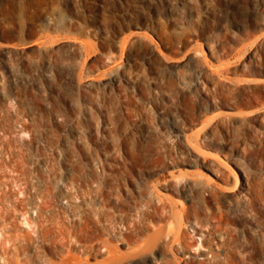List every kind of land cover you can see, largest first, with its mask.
<instances>
[{
	"label": "rangeland",
	"instance_id": "rangeland-1",
	"mask_svg": "<svg viewBox=\"0 0 264 264\" xmlns=\"http://www.w3.org/2000/svg\"><path fill=\"white\" fill-rule=\"evenodd\" d=\"M0 264H264V0H0Z\"/></svg>",
	"mask_w": 264,
	"mask_h": 264
},
{
	"label": "built area",
	"instance_id": "built-area-1",
	"mask_svg": "<svg viewBox=\"0 0 264 264\" xmlns=\"http://www.w3.org/2000/svg\"><path fill=\"white\" fill-rule=\"evenodd\" d=\"M63 160V156H62V154H59V156H58V163H59V161H62Z\"/></svg>",
	"mask_w": 264,
	"mask_h": 264
},
{
	"label": "bare ground",
	"instance_id": "bare-ground-1",
	"mask_svg": "<svg viewBox=\"0 0 264 264\" xmlns=\"http://www.w3.org/2000/svg\"><path fill=\"white\" fill-rule=\"evenodd\" d=\"M60 162V161H59ZM65 162V161H64ZM58 164H60V163H58Z\"/></svg>",
	"mask_w": 264,
	"mask_h": 264
}]
</instances>
